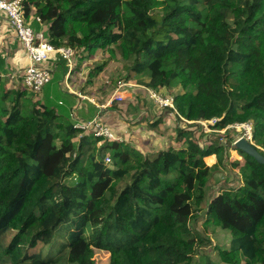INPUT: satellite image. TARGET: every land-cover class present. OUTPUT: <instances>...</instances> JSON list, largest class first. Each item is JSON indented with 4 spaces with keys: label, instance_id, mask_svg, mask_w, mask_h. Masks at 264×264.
Returning <instances> with one entry per match:
<instances>
[{
    "label": "trees",
    "instance_id": "obj_1",
    "mask_svg": "<svg viewBox=\"0 0 264 264\" xmlns=\"http://www.w3.org/2000/svg\"><path fill=\"white\" fill-rule=\"evenodd\" d=\"M23 9L50 42L75 51L76 66L115 44L131 61L127 78L180 88L179 113L216 118L217 130L251 122L264 153V0H24ZM68 69L60 57L35 98L7 86L0 55V264H95L96 249L110 253L109 264H195L206 243L194 226L202 214L231 231L218 259L202 255V264H264V163L232 148L228 129L196 135L198 123L177 125L178 145L150 152L80 135L76 95L62 88ZM224 167L240 185L206 199L208 179ZM39 243L56 252L34 251Z\"/></svg>",
    "mask_w": 264,
    "mask_h": 264
},
{
    "label": "rangeland",
    "instance_id": "obj_2",
    "mask_svg": "<svg viewBox=\"0 0 264 264\" xmlns=\"http://www.w3.org/2000/svg\"><path fill=\"white\" fill-rule=\"evenodd\" d=\"M4 28L5 27L3 26V33ZM3 42L4 41L0 40V55L1 49H3ZM93 52L94 55L90 58H87L82 62L77 61V66L75 61V71L73 75L69 77V85L81 89L83 93H87L92 99H95L97 102L102 103L107 101L111 96L112 92L116 88V83H118L119 80H125L133 83L131 86H126L123 89V95L125 97L123 101H113L111 104L104 107L103 111H101L102 119L109 124L108 126L114 131L120 141L128 142L130 146L138 148L144 152L155 151L166 147V143H172L173 136L172 134L171 136L169 135V131H173V134L176 133V131H174V129L177 127L176 124L180 126H186L188 123H198L195 129L196 135H202V130L205 134H212L216 131L226 132V130L228 129L233 135L232 139L234 138L235 141L243 134L240 130L234 127L235 123H240L242 121L231 122L226 125V128L224 127L217 130L213 126L215 123L200 121L186 122L177 113L178 110L175 111L170 107H161L155 104L150 99L148 93L144 90V88L141 87V85L147 86L145 83L138 82L137 80H135V78H127V68L128 66H130L131 61L125 59V57L122 55L121 50L115 44H111L104 49L103 47H99ZM85 53H88V51H86ZM100 62H104L105 64L103 69L99 73H94L92 75V69ZM91 75L92 80L90 79ZM8 77L9 82L7 86H12L14 88H24L22 76L20 74L14 76L13 71L10 69ZM63 83L65 87H68L65 83V77ZM136 84L141 85L137 86ZM86 89L90 90L87 91ZM158 91L163 94L174 95L176 92L180 91V88L168 90L164 87L160 88ZM41 93L42 92H39L38 94L34 95V97H41ZM83 100L87 105H89L88 111H91V109L93 111L94 107L90 106L91 104H89V100ZM111 107H113V110L109 109ZM164 109L168 110L167 113L170 112L171 117H169V115H166L165 117V115L163 114ZM170 109H172L173 111ZM162 115L164 116V118ZM182 116L184 117V115ZM156 117L158 118L153 122L154 118ZM133 118L137 119L136 122L133 121ZM150 119L152 122H150ZM171 120L174 123L172 125L170 123ZM201 120L206 121L204 119ZM86 132L89 133L91 131ZM201 139V144L203 145L207 143L206 141H208L206 135ZM232 148L230 150V158L243 160L242 156L241 158L239 157V153L236 151V149ZM206 159L209 163H213L211 162L212 158ZM241 181L242 179L240 178V175H238L236 169L228 167L220 168L219 170L214 172L213 176L208 179L206 183V199H209L210 196L215 195L221 189H224L226 187H237L238 185H240ZM122 186H124V183H119V188H121ZM194 226L195 229L199 233H201L203 237L206 238V243L202 244L197 250V253L195 255V264H202V260H200V257H202V255H209L212 259H218L217 248H227L229 246L231 231L223 228L218 224H214L211 221L205 220L204 214L197 217ZM60 227L62 229H65L68 228V225L66 223H63L60 225ZM63 233L64 232L60 233L59 236H61ZM9 239L10 235L4 240V244H7L9 242ZM57 240H59V238ZM34 251H38L43 254H54L56 252V249L52 245L39 243L35 247ZM94 259L95 264H109L110 253L104 250L96 249ZM3 264L11 263L5 262Z\"/></svg>",
    "mask_w": 264,
    "mask_h": 264
},
{
    "label": "built area",
    "instance_id": "obj_3",
    "mask_svg": "<svg viewBox=\"0 0 264 264\" xmlns=\"http://www.w3.org/2000/svg\"><path fill=\"white\" fill-rule=\"evenodd\" d=\"M23 1L24 0H0V17H4L7 20L10 27L14 30L15 36L23 45V48L29 58V64H27L24 68L13 71V75L15 76L20 74L22 76L23 85L32 92L39 93L42 91L44 85L51 80L54 66L57 60L62 57L66 59L69 66L65 77V83L68 86L66 88L69 91H72L70 87L71 85H69V74L75 66V51L69 46L54 45L43 35L41 31H37L25 16ZM36 20L40 21V17L37 16ZM132 84L133 83L125 80L118 81L111 96L107 101L102 103L97 102L95 99H92L90 96L83 94L80 91H76L74 93L81 96L83 99L90 100L97 107H99V109H102L111 104L113 101H123L125 98L123 95V89L126 86H131ZM136 85L140 86L141 84ZM141 87L144 88L150 99L155 104L161 107H170L175 111L178 110L175 106L174 95L163 94L149 86L141 85ZM177 113L186 122H216V118L204 119L206 121H202L201 119L190 120L184 118L178 111ZM71 117L74 120V127L81 130L80 134L85 131H91L96 137L118 139L114 131L108 126L109 124L102 119L100 111L96 112L91 118H81L76 115L74 111H71ZM235 124L234 127L243 133L241 136L255 142L253 140V125L251 122L244 121ZM110 161L111 156L106 154L105 162L108 163Z\"/></svg>",
    "mask_w": 264,
    "mask_h": 264
},
{
    "label": "crops",
    "instance_id": "obj_4",
    "mask_svg": "<svg viewBox=\"0 0 264 264\" xmlns=\"http://www.w3.org/2000/svg\"><path fill=\"white\" fill-rule=\"evenodd\" d=\"M31 24L34 26V28L36 29L37 28V23L36 21L32 22V20H30ZM3 26L5 27L4 28V33L2 32V28ZM38 29L40 30H37V31H41V27H39ZM0 40L1 41H4L3 42V49H1V55L5 57V65H6V68L7 70L11 69L12 71H17L21 68H24L27 64H29V58L26 54V51L24 50L23 48V45L21 44V42L17 39V37L15 36V33H14V30L10 27V25L8 24L7 20L4 18V17H0ZM4 50V51H3ZM4 52V53H3ZM9 70L7 72H9ZM74 71L73 69L70 71V77L71 75H73ZM66 77V75H65ZM64 80V79H63ZM63 80H62V88L63 90H67L68 92L70 93H74L76 91H80L83 93V91L81 89H78L77 87L75 86H70L71 87V90L73 91H69L65 86H64V83H63ZM87 91L90 90V89H86ZM83 94H86L88 95L87 93H83ZM74 95H76V97L74 98V101H73V105L71 107V111H74L76 113V115H78L79 117L81 118H91L96 112L98 111H103V108L99 109V107H97L94 103H92L90 100H89V104H91L90 106H93L94 109L93 111H88L89 109V105H87L85 103V101L83 100V98L81 96H78L76 93H74ZM89 96V95H88ZM82 98V99H81ZM109 109H112L113 110V107L109 108ZM115 110V109H114ZM168 110L164 109L163 110V114L165 115H169L170 116V112L167 113ZM109 112V111H108ZM102 114V112H101ZM162 114V113H161ZM163 116V115H162ZM159 117V116H158ZM154 118L153 122L158 118ZM164 118V116H163ZM136 118H133V121L136 122ZM165 120V119H164ZM150 122L151 119H150ZM171 125L174 124L173 121L171 120L170 121ZM177 126V124H176ZM174 131H176V128L174 129ZM169 135L174 137L176 133L173 134V131H169ZM172 137V138H173ZM170 143H166V147L167 145H169ZM171 144H175V141L174 139H172V143ZM176 145V144H175ZM165 148V147H164ZM163 149V148H162ZM142 151V150H141ZM144 152V151H143ZM239 157L241 158V156L239 155ZM207 158H212V161L211 162H214L216 160L215 158V155H211V156H208ZM214 158V159H213ZM207 160V159H206ZM208 162V161H207ZM209 163V162H208ZM209 164H212V163H209Z\"/></svg>",
    "mask_w": 264,
    "mask_h": 264
},
{
    "label": "water",
    "instance_id": "obj_5",
    "mask_svg": "<svg viewBox=\"0 0 264 264\" xmlns=\"http://www.w3.org/2000/svg\"><path fill=\"white\" fill-rule=\"evenodd\" d=\"M232 146L236 149H241L250 156L254 157L258 162L264 163V153L259 150V146L247 139L244 136L239 137L234 141Z\"/></svg>",
    "mask_w": 264,
    "mask_h": 264
}]
</instances>
